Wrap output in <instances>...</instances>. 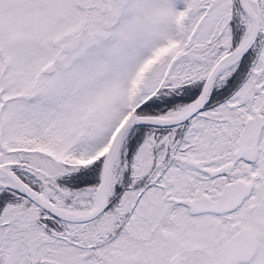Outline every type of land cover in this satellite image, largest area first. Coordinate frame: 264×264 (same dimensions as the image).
Instances as JSON below:
<instances>
[{
  "label": "snow or ice",
  "instance_id": "6c2138e0",
  "mask_svg": "<svg viewBox=\"0 0 264 264\" xmlns=\"http://www.w3.org/2000/svg\"><path fill=\"white\" fill-rule=\"evenodd\" d=\"M0 264H264V0H0Z\"/></svg>",
  "mask_w": 264,
  "mask_h": 264
}]
</instances>
